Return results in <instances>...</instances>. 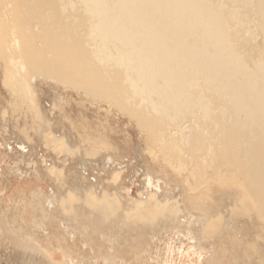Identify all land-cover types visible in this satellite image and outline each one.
Listing matches in <instances>:
<instances>
[{
    "label": "bare ground",
    "instance_id": "6f19581e",
    "mask_svg": "<svg viewBox=\"0 0 264 264\" xmlns=\"http://www.w3.org/2000/svg\"><path fill=\"white\" fill-rule=\"evenodd\" d=\"M0 73L32 112L34 81L44 78L135 122L177 182L170 197L147 172V201L136 202L133 217L159 215L150 228L160 231L150 234L155 246L171 240L176 250L189 244L210 254L212 244L239 264H264V0H0ZM33 171L10 172L8 183L34 188L51 211L53 192ZM188 173L196 182L187 191ZM110 212L96 206L86 214L93 226H119ZM32 251L49 264L47 250ZM154 254L145 258L159 264L164 253Z\"/></svg>",
    "mask_w": 264,
    "mask_h": 264
},
{
    "label": "rangeland",
    "instance_id": "374dc122",
    "mask_svg": "<svg viewBox=\"0 0 264 264\" xmlns=\"http://www.w3.org/2000/svg\"><path fill=\"white\" fill-rule=\"evenodd\" d=\"M33 86L38 100L34 112L22 100L11 97L0 73V172L4 175L0 177V264H39L43 258L34 255V248L49 252L50 257L44 259L49 264H65L67 259L78 264H103L105 259L157 264L145 254L150 251L155 258L154 252L160 249L164 257L159 264H239L232 254L213 249L212 244L205 245L210 254L189 244L176 250L171 240L155 246L156 237H151L152 241L150 234L160 231L151 232L150 228L157 224L159 215L138 212L139 217H133L136 202L147 201V172L155 185L160 181L168 186L162 190L167 196L175 193L177 182L160 170L161 160L150 153L153 147L145 134L115 107L44 78H38ZM3 111L6 114L2 115ZM118 165L123 170L115 181L112 177ZM33 170L38 171L43 189L53 192L51 211L44 198L36 197L34 188L17 178L8 183L10 172L33 178ZM188 174L182 181L187 191L196 182ZM96 206L110 208L119 226H93L87 214ZM77 207L81 214L76 219L61 211ZM60 216L66 217L64 225L59 223ZM137 257L142 258L135 263Z\"/></svg>",
    "mask_w": 264,
    "mask_h": 264
}]
</instances>
